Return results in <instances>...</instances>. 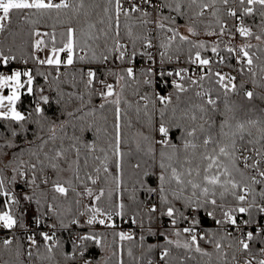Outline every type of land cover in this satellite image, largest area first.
Masks as SVG:
<instances>
[{"label": "snow or ice", "instance_id": "6c2138e0", "mask_svg": "<svg viewBox=\"0 0 264 264\" xmlns=\"http://www.w3.org/2000/svg\"><path fill=\"white\" fill-rule=\"evenodd\" d=\"M0 232V264H264V0H0Z\"/></svg>", "mask_w": 264, "mask_h": 264}, {"label": "trees", "instance_id": "16d2710c", "mask_svg": "<svg viewBox=\"0 0 264 264\" xmlns=\"http://www.w3.org/2000/svg\"><path fill=\"white\" fill-rule=\"evenodd\" d=\"M248 22L251 23V20L249 19ZM252 42H253V43H256L255 41H252ZM233 63H234V61H233ZM42 70H46V69H42ZM70 70H71V69H69V71H70ZM63 71H64V70H63ZM39 83L43 84V79H42V78H39ZM63 87H65L66 90H73V89H71L70 86H68V85H64ZM73 91H74V90H73ZM236 99H239V97H236ZM96 102L98 103L99 101L97 100ZM51 114H52V113L50 112V115H51ZM55 114H56V115H59V111H57ZM69 132H71V129H69ZM210 223H211V222H209V224H210ZM128 225H130V224H128ZM101 230H102V229H101ZM6 235H8V233H5V236H6ZM58 235H60V238H61L62 241H66V240H68V238H69V233H67V232H64V233H58ZM110 239H111V236H109V240H110ZM92 254H93L94 256H96V257H100V256L103 255V253L100 251L99 248H94Z\"/></svg>", "mask_w": 264, "mask_h": 264}, {"label": "built area", "instance_id": "2783aa9c", "mask_svg": "<svg viewBox=\"0 0 264 264\" xmlns=\"http://www.w3.org/2000/svg\"><path fill=\"white\" fill-rule=\"evenodd\" d=\"M63 70L64 69L62 68L61 71H63ZM97 227L99 228L100 226H97ZM122 227H123L124 230H128L132 226L131 225H128V224H123ZM5 233L6 232H0V238H4L5 237Z\"/></svg>", "mask_w": 264, "mask_h": 264}]
</instances>
